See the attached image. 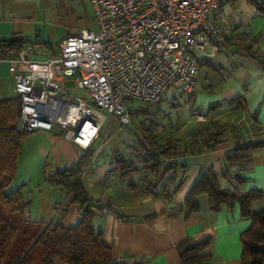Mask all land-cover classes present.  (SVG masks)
Returning a JSON list of instances; mask_svg holds the SVG:
<instances>
[{"label": "crops", "instance_id": "crops-1", "mask_svg": "<svg viewBox=\"0 0 264 264\" xmlns=\"http://www.w3.org/2000/svg\"><path fill=\"white\" fill-rule=\"evenodd\" d=\"M211 17L226 38L221 50L206 48L200 54L194 92L173 89L170 96L165 92L158 103L139 109L145 122L135 126L130 121L121 124L118 116L103 111L99 139L89 149L64 136L57 138L61 132L56 130L35 129L34 136L51 142L37 143L23 157V173L14 179L30 201V218L64 227L77 223L79 205L45 176L71 167L90 151L82 185L99 208L92 225L111 247L113 262L179 264L180 240L210 237L204 250L208 264H241L240 234L251 219L240 214L237 202L216 210L206 195H200L199 212L185 215L180 207L201 167H210L221 188L255 190L260 194L251 203L252 211L264 208V10L251 0H227ZM95 27L91 0H0V39L20 35L27 41L23 47L32 49L30 58L43 59L56 50L60 39ZM17 51L0 48V98L16 95L15 73L29 71V63L21 61H15L14 71L9 69L8 61L16 59ZM168 99L172 108L163 110L160 106ZM146 136L157 143L175 141L176 155L164 157L156 175L139 161L132 174L114 170L117 156L134 159L137 151L149 148ZM254 144L247 150L248 159H227L235 148ZM23 154L22 150L20 158ZM98 201L109 211H103ZM52 264L65 263L55 259Z\"/></svg>", "mask_w": 264, "mask_h": 264}, {"label": "built area", "instance_id": "built-area-1", "mask_svg": "<svg viewBox=\"0 0 264 264\" xmlns=\"http://www.w3.org/2000/svg\"><path fill=\"white\" fill-rule=\"evenodd\" d=\"M226 1L91 0L95 28L60 39L43 59L30 58L27 46L8 61L11 71L15 61L29 63L27 73L14 75L21 105L16 129L64 130L66 139L89 149L99 139L103 111L128 124V98L154 105L169 88L194 92L200 54L223 48L226 33L211 12Z\"/></svg>", "mask_w": 264, "mask_h": 264}, {"label": "trees", "instance_id": "trees-1", "mask_svg": "<svg viewBox=\"0 0 264 264\" xmlns=\"http://www.w3.org/2000/svg\"><path fill=\"white\" fill-rule=\"evenodd\" d=\"M251 2L264 10V0ZM26 42L20 35H13L9 39H0V48L19 50ZM40 44L48 46L47 42ZM20 110L17 95L0 98V264H52L55 259L65 264H116L112 260L111 247L104 242L101 231L92 225L99 208L82 185L81 174L89 162L90 151L81 155L71 167L56 169L45 176L50 185L71 194L79 205V219L73 226L64 227L58 222L30 218V201L23 197L21 188H9L15 179L22 141L30 133L16 129ZM146 134L149 135L148 131ZM146 141L149 148L137 151L134 159L130 157L125 161L117 156L114 170L124 176L132 174L137 170L134 162L139 161L147 172L156 175L162 159L176 155L172 150L175 141L157 143L152 136H146ZM253 146L255 144L237 147L227 159H248L247 150ZM259 194L255 190L223 189L218 184V175L210 167H201L180 207L185 215L199 212L200 195H206L208 205L216 210L222 204L237 202L240 214L251 219L250 226L240 234L241 264H264V208L258 211L251 208L252 201ZM210 239L186 237L180 240L176 244L179 264H208L209 255L204 250Z\"/></svg>", "mask_w": 264, "mask_h": 264}, {"label": "rangeland", "instance_id": "rangeland-1", "mask_svg": "<svg viewBox=\"0 0 264 264\" xmlns=\"http://www.w3.org/2000/svg\"><path fill=\"white\" fill-rule=\"evenodd\" d=\"M72 81H66L65 82V87L67 88H70L72 86ZM172 90L173 88H169L167 91H166V95L167 96H170V94L172 93ZM69 92L75 96V97H82V98H88V95L81 89H71L69 90ZM150 104H147V103H144L142 101H139V100H135V99H131V98H128L125 100V106L127 108V112L129 113L130 115V122L135 126V125H138L139 123L143 124L145 122V119H144V116H143V113L139 110V109H148V106ZM152 106V105H150ZM163 110L165 108H172L170 105H169V99L168 100H164V102L162 103V105L160 106ZM174 108H177L178 109V112H181V109L180 107H174ZM153 110V108H152ZM137 111H139V113L135 114ZM184 112V109H182V113ZM151 113V112H149ZM171 114V112H170ZM179 114V113H178ZM117 117V116H116ZM150 118V117H148ZM178 120L181 121V118L182 120L185 121V117L184 116H180L178 115L177 116ZM149 120V119H148ZM64 131V130H63ZM63 131L61 132L60 135L56 136L57 138L59 137H63ZM37 131H33V132H30L29 134H27L23 141H22V150H23V155H22V158H20V161H19V164H18V169L16 171V177L19 178V176H21V173H23V170H24V160H23V157L26 156V154L32 152L35 148V145L37 143H41L42 145H47L49 142L51 141H46V139H42L40 137L37 138V136H34L36 134ZM55 137V139H56ZM57 140V139H56ZM39 157V156H38ZM40 160H42V158L40 157ZM15 177V179H16ZM16 184L18 185L19 184V180H14L12 182V184L10 185L9 188H13L14 186H16Z\"/></svg>", "mask_w": 264, "mask_h": 264}]
</instances>
